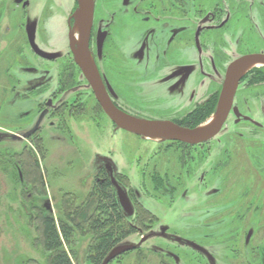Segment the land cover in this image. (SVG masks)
<instances>
[{"label":"flooded vegetation","instance_id":"af4514ba","mask_svg":"<svg viewBox=\"0 0 264 264\" xmlns=\"http://www.w3.org/2000/svg\"><path fill=\"white\" fill-rule=\"evenodd\" d=\"M91 2L88 53L115 107L137 119L187 129L220 125L196 142L146 138L118 127L74 58L71 38L80 40L78 0H72L64 18V38L61 0H0V143L7 142L9 153L0 170L22 185L20 194L28 203L19 202L20 210L29 221L37 216L43 225L48 216L58 227V219L45 211L50 210L47 201L38 215L27 209L33 201L40 206L41 187L47 184L42 176L52 173L46 161L50 144L70 145L62 140L64 133L73 144L71 123L79 114L91 121L98 112L102 128L111 124L141 142H156L148 159L136 166L140 182L131 187L111 158L93 156L87 195L109 185L121 213V244H137L121 259L135 252V264H264V62L242 68L221 112L229 66L247 55L264 56V0ZM80 98L83 103L70 108V101ZM232 118L233 127L218 138ZM14 146L39 170L23 174ZM111 177L126 191L131 214L119 205ZM28 184L36 186L32 192ZM126 224L136 240L125 236ZM22 231L29 236L28 228Z\"/></svg>","mask_w":264,"mask_h":264},{"label":"rangeland","instance_id":"374dc122","mask_svg":"<svg viewBox=\"0 0 264 264\" xmlns=\"http://www.w3.org/2000/svg\"><path fill=\"white\" fill-rule=\"evenodd\" d=\"M71 3L72 0H61V26L63 38L65 37L63 34V28L65 26L64 18L68 13ZM61 48L63 53L66 52L65 41ZM46 69H49L50 73L54 68L53 66H47ZM199 76L200 75L197 77ZM205 81L207 83L208 78L205 77ZM66 96V93L63 95L62 92V101L67 100ZM70 102L71 108L73 105L80 106L83 100L80 98ZM33 110L34 108L31 111ZM78 110H76L77 114H79ZM73 112H75V110ZM93 119L89 121L87 116L84 117L83 115L82 117L79 114L78 120H76L77 124L75 122L71 123L74 131L73 138H75L76 141L73 142V144L69 141L70 136L68 133H64L65 135L62 134V140H67L66 143L70 145H62L61 147V144H50L51 148L48 152L46 161L49 172L52 173L49 176L46 175V178L42 176L44 182L46 181L47 184L41 187L40 206L37 205V201H33L30 203L31 208H26L29 213L34 215L40 214L41 211L38 210V208L40 209L41 205L43 206L42 203L47 201L50 210L47 208L45 211L49 215L51 214L57 221L59 215L62 217L61 214L63 209L61 207L65 205L63 194L68 192L76 194L78 202L84 199L90 187L91 178L89 177V173L91 169L93 171L91 167L93 156L97 153L105 155L115 162L120 179H124V183L128 187L137 185V183L140 182V168L136 166L138 164L141 165L148 159L156 142L152 140L141 142L134 134L114 129L111 124L102 128L101 124L104 118L98 112H93ZM233 125L234 120L232 118L217 137L221 139V135L225 134L226 130L232 128ZM6 145V141L0 143V165H3L4 168L8 163L6 160L9 154L5 151ZM13 149L14 152H12V155L18 156L17 161L20 164V170L23 174L26 173L30 176L33 172L32 170H39L38 168L35 169L33 163H28L25 154L22 153V150H19V146H14ZM14 159L15 158H13V160ZM138 159H140L139 161L141 162H137ZM0 176V264H51L49 253L44 248L43 229L42 225L39 224L40 220H37L39 218L35 216L29 221L26 212L24 213V211L20 210L19 202L28 203L26 194H22V196L20 194L22 193V185L18 182V179L9 180L1 170ZM25 181H27V178ZM29 182H32L30 178ZM27 187L29 191L32 192V189L36 186L28 184ZM32 196L33 198H38L36 193ZM6 201L10 204V210H8L6 206ZM147 202L149 203L150 201ZM18 208L20 213L16 210ZM167 217L168 216L161 220L165 221L168 219ZM62 219L64 221L67 220L65 217H62ZM13 221H16V223ZM145 222L150 223L151 221L149 220L148 222V220L145 219ZM24 226L29 229V236L22 231ZM143 229L144 232L146 229ZM137 237L138 235L132 232L128 235L127 239L136 240ZM91 240L92 236L90 232H81L80 230L74 229V235L70 242L71 247H65L72 256L73 264H96L92 258L93 249L90 244ZM147 256H149L148 253ZM135 258V252L128 253L123 256L122 259L120 254L119 257L111 260L109 264H135ZM137 264H150V262L141 261L137 262Z\"/></svg>","mask_w":264,"mask_h":264},{"label":"water","instance_id":"95a60500","mask_svg":"<svg viewBox=\"0 0 264 264\" xmlns=\"http://www.w3.org/2000/svg\"><path fill=\"white\" fill-rule=\"evenodd\" d=\"M92 2L91 0H78L77 21L80 30V40L71 38V48L74 54L75 61L80 66L84 76L92 86L93 92L104 112L118 127L129 132L141 135L142 137L152 139H180L184 141L196 142L211 137L218 129L220 121L213 122L209 126L187 129L179 127L169 121H146L129 116L119 110L109 99L103 83L99 75L93 69L91 58L88 53V35L92 21ZM264 62V56L247 55L233 62L226 73L224 87L221 96V112L223 114L227 108V104L231 99V95L236 86L242 68L251 61ZM112 185L115 188L117 200L120 206L123 207L127 214L132 213V206L127 197L126 191L119 183L111 177ZM142 238L141 241H143ZM137 244L118 243L113 246L107 255L104 257L101 264H107L122 252L136 247Z\"/></svg>","mask_w":264,"mask_h":264},{"label":"trees","instance_id":"16d2710c","mask_svg":"<svg viewBox=\"0 0 264 264\" xmlns=\"http://www.w3.org/2000/svg\"><path fill=\"white\" fill-rule=\"evenodd\" d=\"M63 195L61 215L67 220L59 215L57 227L55 220L46 216L42 225L43 244L51 264H72L64 246L71 247L74 229L91 233L92 258L98 264L112 246L121 242V213L111 187L96 186L79 202L76 194ZM124 232L127 237L134 228L126 224Z\"/></svg>","mask_w":264,"mask_h":264},{"label":"bare ground","instance_id":"6f19581e","mask_svg":"<svg viewBox=\"0 0 264 264\" xmlns=\"http://www.w3.org/2000/svg\"><path fill=\"white\" fill-rule=\"evenodd\" d=\"M76 30H78L77 26H76V28H75V31H76ZM209 121H210V120H209Z\"/></svg>","mask_w":264,"mask_h":264}]
</instances>
